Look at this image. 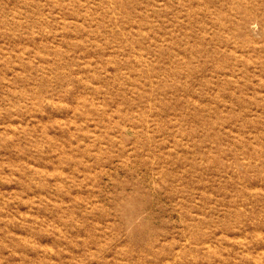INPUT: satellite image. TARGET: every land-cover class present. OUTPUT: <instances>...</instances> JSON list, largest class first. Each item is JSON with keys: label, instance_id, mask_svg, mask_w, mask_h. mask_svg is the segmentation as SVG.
I'll return each mask as SVG.
<instances>
[{"label": "rangeland", "instance_id": "1", "mask_svg": "<svg viewBox=\"0 0 264 264\" xmlns=\"http://www.w3.org/2000/svg\"><path fill=\"white\" fill-rule=\"evenodd\" d=\"M0 264H264V0H0Z\"/></svg>", "mask_w": 264, "mask_h": 264}]
</instances>
